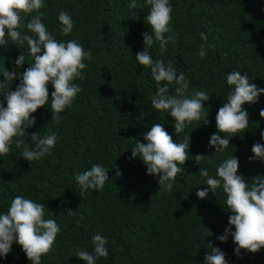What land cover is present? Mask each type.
<instances>
[{"label": "trees", "instance_id": "trees-1", "mask_svg": "<svg viewBox=\"0 0 264 264\" xmlns=\"http://www.w3.org/2000/svg\"><path fill=\"white\" fill-rule=\"evenodd\" d=\"M131 2L44 0L42 22L54 38L77 41L94 59L85 60V78L73 81L82 91L60 114V123L51 121L53 88L49 84V103L32 114L35 123L25 128L24 139L30 147H34L32 134L43 138L55 133L51 155L28 162L13 144L7 156H0V214L7 212L17 195L44 204L45 218L53 214L61 231L54 251L42 258V264H84L75 250L93 251L92 237L97 233L110 244L108 256L97 264H205V256L212 254L209 244L225 254L227 264H259V259L264 264V249L255 254L241 250L238 257L231 235L223 243L217 239L229 227L231 215L222 187L214 193L209 191L204 199L196 195L207 189L198 174L200 168L215 170L232 155L239 160L238 174L249 184L256 175L264 174V162L253 160L251 152L254 143H264L260 134L253 132L264 110V94L257 102L242 106L249 113V126L229 139L226 150L217 153L209 146L211 135L217 131L215 116L232 90L227 75L240 71L250 84L264 89V0H169L173 11L165 38L174 39L163 57L159 56L158 42L148 51L154 60L175 61L177 72H183L190 82L189 92L195 89L210 95L204 102L207 123L194 122L179 134L172 118L152 109L156 82L151 70L136 62V54L144 50L143 33L151 31L144 24L149 6L145 0H136L138 8L134 11L139 19L132 20ZM61 9L73 19L74 27L68 35L60 30ZM93 18L106 21L96 25ZM83 23L87 29L81 27ZM26 31L22 30V35ZM201 33L207 41L201 39ZM202 43L208 45L203 59L197 54ZM24 53L30 56L26 43L21 46L10 39L0 48V83L3 68L11 72L16 58ZM17 71L22 76L24 65ZM117 72L123 81L109 77ZM13 82L15 87L20 83L19 79L8 82L9 91L15 90ZM7 88H0V105L4 107L3 92ZM156 123L163 124L173 142H183L190 136L189 160L177 175L171 193L160 194L159 178L147 175L140 158L131 156L136 142L144 143L143 135ZM197 154L206 159L196 161ZM94 164L109 168V180L102 190H89L80 196L75 174ZM67 210L77 212L68 215ZM0 264L30 262L14 243L8 256L0 258Z\"/></svg>", "mask_w": 264, "mask_h": 264}, {"label": "clouds", "instance_id": "clouds-1", "mask_svg": "<svg viewBox=\"0 0 264 264\" xmlns=\"http://www.w3.org/2000/svg\"><path fill=\"white\" fill-rule=\"evenodd\" d=\"M145 3L149 11L144 16V24L151 31L143 33L144 50L136 54V62L149 68L156 82L157 91L151 98L152 109L174 120L176 134L184 132L194 122L206 124L208 113L204 111V102L210 99V95L195 89L189 92L190 82L183 72H177L173 66L175 61L165 62L161 58L154 60L148 51L154 42H158L159 56L163 57L169 41L174 39L172 36L165 38V34L170 31L173 11L169 0H145ZM44 7V0H0V48L7 46L10 39L21 46L26 43L30 54L29 57L26 53L24 56L19 54L11 72L3 68L4 79L0 88H7V83L16 79L20 83L16 87L14 82L11 83L15 90L9 91L7 88L3 92L7 106L0 105V156H7L14 144L20 149L22 159L28 162H39L46 155H51L56 145L55 133L43 138L32 134L30 140L34 147H30L24 139L27 135L25 128L35 123L32 114L49 103L48 85L51 84L53 88L50 99L51 121L59 124L62 119L60 114L72 106L77 94L82 91L73 81L85 78V60L94 59L91 52H86L77 41L60 42L54 38L42 22L45 14L40 10ZM137 8L136 0H132L129 4L132 20L139 19L134 11ZM25 18H28L26 23ZM93 20L96 25L106 21L103 18ZM58 21L64 35L72 32L74 23L68 11L61 9ZM81 27L87 29L85 23ZM24 29L27 31L22 35ZM201 39L207 41V36L201 33ZM207 47L206 43L199 46L197 54L201 59L206 56ZM32 59L34 62L29 64ZM22 65L24 71L21 76L17 70ZM119 73H111L109 77L121 79ZM226 81L232 90L227 94V102L223 103L215 116L217 131L209 140V146L215 148L217 153L230 146L231 137L248 128L249 113L242 106L257 102V98L264 94V89L250 84L248 77L242 76L240 71H231ZM259 115L261 118L253 132L260 134L264 141V110ZM143 140L144 143L137 141L131 150L132 158L139 157L146 166V174L159 178L160 194L171 193L177 175L189 160L190 136H185L183 142H173L163 124L156 123L143 135ZM251 152L253 160L264 162V143H254ZM194 158L196 161L206 159L199 154ZM238 168L239 160L233 155L210 172L207 168H200L198 174L203 177L207 189L197 191L196 195L204 199L209 191L214 193L222 187L226 195L225 207L231 215L228 217L229 227L217 239L223 243L231 235L236 245L235 254L239 257L241 250L255 254L264 249V174L256 175L249 184L238 174ZM108 171L109 168L94 164L89 170L75 174L80 196L86 195L89 190H102L109 180ZM117 175H120L119 171ZM76 212L67 210L68 215H75ZM45 215L44 204L15 196L7 212L0 214V258H6L15 243L30 264H42V258L54 251L56 237L61 231L53 214L50 218H45ZM232 227L235 228L234 232L230 231ZM109 245L107 239L97 233L92 237L93 251L76 249L75 256L84 264H97L108 256ZM208 247L212 254L205 256V264H227L225 254L219 248L211 244ZM258 263L263 264L261 259Z\"/></svg>", "mask_w": 264, "mask_h": 264}]
</instances>
